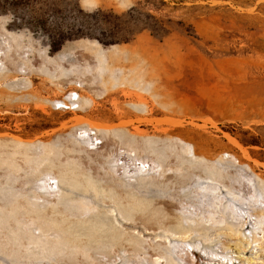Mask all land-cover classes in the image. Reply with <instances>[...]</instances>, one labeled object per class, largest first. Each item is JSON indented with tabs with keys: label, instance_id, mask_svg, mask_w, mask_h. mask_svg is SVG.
Masks as SVG:
<instances>
[{
	"label": "rangeland",
	"instance_id": "374dc122",
	"mask_svg": "<svg viewBox=\"0 0 264 264\" xmlns=\"http://www.w3.org/2000/svg\"><path fill=\"white\" fill-rule=\"evenodd\" d=\"M0 264H264V0H0Z\"/></svg>",
	"mask_w": 264,
	"mask_h": 264
},
{
	"label": "bare ground",
	"instance_id": "6f19581e",
	"mask_svg": "<svg viewBox=\"0 0 264 264\" xmlns=\"http://www.w3.org/2000/svg\"><path fill=\"white\" fill-rule=\"evenodd\" d=\"M77 87V86H76ZM78 97H79V93H78V91L77 90H72L70 93H69V98H70V100L71 101H77V99H78ZM73 104H74V102H73ZM59 105L60 106H64L62 103H59ZM66 105H68V104H66ZM70 108H76V107H78V105H76V106H72V105H68Z\"/></svg>",
	"mask_w": 264,
	"mask_h": 264
},
{
	"label": "trees",
	"instance_id": "16d2710c",
	"mask_svg": "<svg viewBox=\"0 0 264 264\" xmlns=\"http://www.w3.org/2000/svg\"><path fill=\"white\" fill-rule=\"evenodd\" d=\"M102 12V10L101 9H98L95 13L96 14H99V13H101ZM117 42V40H114V41H112L111 43H116ZM244 144H249L248 142H246V141H244V140H241Z\"/></svg>",
	"mask_w": 264,
	"mask_h": 264
}]
</instances>
